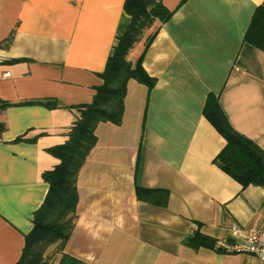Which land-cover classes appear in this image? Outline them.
Returning a JSON list of instances; mask_svg holds the SVG:
<instances>
[{
    "label": "crops",
    "instance_id": "1",
    "mask_svg": "<svg viewBox=\"0 0 264 264\" xmlns=\"http://www.w3.org/2000/svg\"><path fill=\"white\" fill-rule=\"evenodd\" d=\"M124 1L0 0V264L21 258L49 189L42 175L60 162L48 149L69 141L99 95L131 21ZM161 3L169 15L126 56L151 82L128 78L118 122L93 125L65 251L86 264H264L189 241L239 242L233 224L264 230V185L218 166L225 138L204 113L215 97L264 153V50L245 40L264 0Z\"/></svg>",
    "mask_w": 264,
    "mask_h": 264
},
{
    "label": "trees",
    "instance_id": "2",
    "mask_svg": "<svg viewBox=\"0 0 264 264\" xmlns=\"http://www.w3.org/2000/svg\"><path fill=\"white\" fill-rule=\"evenodd\" d=\"M123 8L130 15L131 21L126 32L119 38L113 55L107 60L102 73L104 84L99 87V95L91 105L85 107L86 113L81 120L71 127L69 141L48 149L60 162L42 175L49 189L39 216L36 214L34 217L33 229L25 237V246L16 264H86L65 251L76 218L77 173L94 143L93 125L100 119L99 116L118 122L125 81L134 77L144 83L151 82L140 64L134 69L130 68L126 56L154 18L163 21L169 15L161 0H125ZM245 40L264 50V6L255 9ZM32 102L52 106L48 100ZM204 113L225 138L223 149L214 159L218 166L243 186L249 183L264 185V153L251 140L233 129L215 97L210 95L207 98ZM25 139L19 136L15 140ZM41 240H48V244L57 242V259L52 262L43 261L39 250L32 249L33 243ZM189 241L195 246H212L214 240L195 233Z\"/></svg>",
    "mask_w": 264,
    "mask_h": 264
},
{
    "label": "built area",
    "instance_id": "3",
    "mask_svg": "<svg viewBox=\"0 0 264 264\" xmlns=\"http://www.w3.org/2000/svg\"><path fill=\"white\" fill-rule=\"evenodd\" d=\"M230 229L234 234L240 235L242 240L236 243H227L222 239H216L213 244L215 249L226 253L245 252L264 262V230H243L234 224Z\"/></svg>",
    "mask_w": 264,
    "mask_h": 264
},
{
    "label": "rangeland",
    "instance_id": "4",
    "mask_svg": "<svg viewBox=\"0 0 264 264\" xmlns=\"http://www.w3.org/2000/svg\"><path fill=\"white\" fill-rule=\"evenodd\" d=\"M47 242H49L48 240H41V241H36L33 243L32 245V249L33 250H39V252L41 253V258L43 261L46 262H52L53 260L57 259L58 257V244L56 243H51L48 244Z\"/></svg>",
    "mask_w": 264,
    "mask_h": 264
}]
</instances>
